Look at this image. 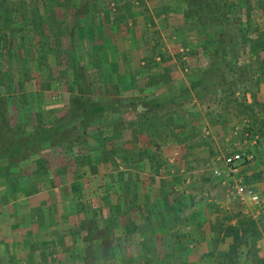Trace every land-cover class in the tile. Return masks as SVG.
Masks as SVG:
<instances>
[{"label":"crops","instance_id":"obj_1","mask_svg":"<svg viewBox=\"0 0 264 264\" xmlns=\"http://www.w3.org/2000/svg\"><path fill=\"white\" fill-rule=\"evenodd\" d=\"M97 3L100 6V12L107 9L104 6L105 0H90L89 6L93 15L98 13ZM151 5L149 10L154 19L153 25L149 22H140V12L124 22L128 25L127 28L124 26L120 28L121 23L114 19L109 22L110 20L96 18L99 21L95 22L92 33L94 28L98 30V39L90 42V46L92 44L96 47L101 46V48L103 46V49L108 53L107 58L101 54L99 63L102 64V61L111 63V70L102 69L104 71L101 76L102 84L105 79V82L116 85L117 90L125 94L126 97L123 96V99L128 103V108L136 100L135 112H130L133 122L127 123L124 131L131 135L134 130L140 133L137 134L134 142L127 144L123 142V136L117 131L114 134V139L108 142L105 148L100 149V152L88 150L95 145V142L88 136L86 139L88 142L85 145H76L81 147L80 151L75 146L78 151L74 155L68 153L58 163L53 161L46 163L43 154L34 155L29 161L15 159L12 165L5 161L0 163V264H81V258L76 253L81 252V255L85 252L89 242L87 244L84 241L79 242L76 238V229L71 224L77 223V221L80 224L85 216L87 218L90 216L87 213L77 212L78 204L81 203L79 193L83 189V183L81 182V187L79 185L78 174L82 173H86L92 178H98L91 181L90 187L92 188H95L97 182L104 185L109 181V177H117L115 183L108 182L106 188H102L103 190L96 197V201L93 200L92 203L88 201L91 209L101 207L102 219L113 223L105 225V229L95 227V231L89 233V236L100 238L105 234V238L113 240V247L110 248L109 245L104 246L105 244L92 240L91 246H89L91 252L98 253L100 256L106 254L109 249L111 253L124 254L127 252L126 258H124L125 262L118 261L120 264H141L138 262V259L143 257L140 254H144L143 259L146 264H249L247 261L238 263L233 260L236 259L234 250L238 246V251H241L242 243L234 245L235 243H232L234 239L231 235L226 236L223 228L213 232L212 229L215 225L212 223L218 219L213 208L225 207L228 213L242 212L244 216L254 220L263 217L264 211L250 204L247 205L248 207L243 206L234 196L230 197L232 201L227 198L229 202L220 201L219 195L217 198L211 196L206 200L202 199L200 204L194 202V193L189 189V173L183 163H178L179 150L171 137L166 140V142L170 141L166 143V146L172 148L171 152L167 153L159 163H153L154 166H151L146 155L140 156L141 146L143 147L144 143L150 139L148 134L154 129L139 128L138 122L148 119L154 121L162 116L158 114H169L170 111H175L181 103L176 94L178 93L176 88L184 83L185 77L176 84L173 80L174 83L170 85L166 84L167 79L159 78L164 75V66L178 65V62L170 61L165 55L171 54V49L174 47L177 50L189 48L192 58L198 57L193 52L197 49L199 38L193 26L191 27L184 20L182 2L170 0L166 6H172L171 10L154 1ZM2 35L5 36V34ZM155 42L159 44V53L155 51L153 55L149 53L144 55L143 52L145 53L148 46ZM143 56L149 60L144 62ZM185 58L186 55L183 53L179 60L182 59L185 65H189ZM254 69L251 66L246 68L244 64L242 71L247 73L249 80L260 77L261 84L256 91L250 84H247L249 82L241 88L229 87L234 94V100L242 96L250 106V110L253 109V106L264 109L263 75L260 70ZM132 71L133 73H131ZM231 75L237 76L236 73ZM182 86L185 87L186 84ZM241 89H244L242 94L238 92ZM193 90L195 89L193 88ZM218 91L222 93L224 90L219 89ZM196 93L194 92L193 97L203 104V100L198 99ZM127 97L128 99L125 100ZM107 100L106 98L104 102L103 99L102 105L108 111ZM28 106V102L22 104L18 102V105L14 106L17 119L23 120L22 110ZM39 106H41L40 102L38 105H34L36 110ZM197 106L200 110L201 106L199 104ZM26 110L28 111V108ZM105 114L107 118L108 115ZM112 115L115 117L114 120L121 118L119 113H112ZM249 116L252 115L249 114ZM105 121L112 123L111 119ZM118 121L116 120V122ZM246 122L241 130L234 132L235 135L232 138L223 134L222 138L228 141L226 142L227 147L216 153L210 172L212 183L217 188L218 186L222 187L225 193V191H232L230 185L238 179L264 195V184L262 186L253 185L249 182L246 169L252 167L255 163L254 159L251 163L240 166L238 172L230 176L224 173L222 175L214 173L216 168H225L227 172L225 164L217 159L220 155L247 148L253 152L255 158L260 144L264 145V142L262 143L264 124L261 122L257 131L252 130ZM99 123L97 121L90 126L94 125V128L95 124L97 127ZM222 125L218 126L219 130L223 127ZM26 128V130L29 129L28 124ZM202 129L208 133L207 126H202ZM253 131L259 134L255 142H251L253 136L256 135ZM246 132L251 134V138L248 140L245 138ZM236 136H239V143L233 142ZM93 139L95 140V138ZM137 140L141 141L140 144L136 142ZM5 147L7 145L0 147V151L1 148H4L3 151H7ZM16 147L19 151L25 148L22 145L20 148ZM174 159L178 162H175ZM60 163L62 172H59V167L56 168ZM120 164L123 169L119 168ZM50 180L53 181L52 186ZM75 182L77 186L74 185ZM72 185L75 188H72ZM62 191H65L66 194L63 195ZM204 201H207L206 205L202 203ZM224 203L226 206H223ZM228 203L236 204L235 208L229 207ZM17 205H20L21 211L17 210ZM189 209L192 210L189 211ZM62 210L64 212L67 210L63 214L65 217L62 216ZM236 220L237 218L233 219L231 224ZM210 224L212 225L210 226ZM98 233L99 235H97ZM79 234H82L81 231ZM231 243L233 249L230 253V260L226 259L222 263L219 258H228L224 255L229 251ZM62 246L64 250L60 251ZM255 246H257V253L263 256L264 236L257 241ZM60 252L64 253L63 257L59 254ZM106 260H108V256ZM93 262L94 264L99 263L97 256ZM100 264H102L101 261Z\"/></svg>","mask_w":264,"mask_h":264},{"label":"rangeland","instance_id":"obj_2","mask_svg":"<svg viewBox=\"0 0 264 264\" xmlns=\"http://www.w3.org/2000/svg\"><path fill=\"white\" fill-rule=\"evenodd\" d=\"M89 2L90 0H0V69L3 66V70H0V147L12 145L17 140V146L22 145L25 147L21 150L22 152L26 154L37 152L35 154L38 156L44 155L46 163L52 161L58 163L68 153H73L74 155V151L77 150L75 146L77 144L85 145L88 142L86 140L88 136L92 135L96 137L97 135L99 139L94 142L99 141L102 143L103 136L108 137V135L112 134L113 140L114 134L119 131V134L123 136V142L128 144L129 142H134L137 134L140 133L134 130L131 135L129 132L124 131L127 123L131 124L133 122L130 112H135L136 100L131 103L130 111L128 103L123 99L125 94L120 93L116 85H111L107 81L105 82V79L104 84H102L101 76L104 73L103 70H111V63H106L105 61L102 64L99 63L101 54L107 58L108 53L103 49V46L102 48L101 46H97V48L93 44L90 46V42L98 39V30L94 28L92 33V28L100 18H103L105 21L110 20L109 22H112L111 20L114 19L121 23L119 25L120 28H123V26L127 28L128 25L124 22H127L129 18L136 16L140 12L139 21L149 22L153 25L154 19L151 17L149 10V6H152L153 0H105L104 6L105 9L107 8L106 11L100 12V6L97 3L98 7L96 8L99 15L98 13L96 14L97 16L94 14L95 17L93 12H91ZM101 9L104 8L101 7ZM11 26L13 27L9 29ZM2 34H5V36ZM49 47L52 49H49ZM183 53L186 55L189 65H185L184 60H179ZM171 54L165 56L170 61L178 62V65H174L173 67H169V65L164 66V75L159 78L167 79L166 84L169 83L170 85L174 82L175 84L178 83V81H181L185 77L183 84H186V86L183 87L182 84L176 88L178 91L176 94L179 96L182 104L180 103L178 108L175 111H170L169 114H158L162 116L154 121L148 119L147 121L143 120L144 122H138L139 128L154 129L148 134L150 139L145 143L142 141L144 146L140 148V156L146 155L151 166L159 163L160 160H163L162 158H165L167 153L171 152L172 148L166 146V143L170 142H166V140L171 137L179 150L177 154L179 162L175 161V159L174 161L183 163L189 173L190 188H188L194 193V202H199L200 204V200H206L211 198V196H216L217 198L218 195L220 201H227V198L231 199L230 197H233V195L231 192L225 191L224 193L222 187L218 186L217 188L213 185L210 173L214 165L216 153L227 147L226 142L228 141H225L222 136L224 134L232 138L235 135L234 132L241 130L246 121L252 130L259 129V124L261 122L264 124V109L253 106V109L250 110V106L244 101L242 96L234 100V94L229 87L231 86L229 82L234 77L230 74L231 72L225 76L220 85L216 86L213 82H217L220 78L222 79L224 74H221V70H216L212 74L207 72V74L202 75L203 69L207 67L209 62L207 59L202 56L194 57L195 59L192 58L189 48L177 50V48L173 47ZM25 59H28L29 63L24 62L23 60ZM8 65L10 69L4 73V67H8ZM67 65H76V71L83 76L82 84L77 89H70L67 87V84H61L59 87L57 83H49V73L61 72ZM241 72L242 84L244 85L249 82L247 84H250L256 91L261 84L260 80H257V78L249 80L247 79V73ZM166 76L168 77L166 78ZM199 77L203 80L201 81L202 84H198L199 88L202 85L205 87L203 104L200 100H196L193 97L196 91L193 90L194 87L191 82L197 81ZM262 79L264 85V76ZM173 80L174 82H172ZM35 89L41 93V106L36 110L34 105L29 103V106L26 107L28 111L26 108L22 110L23 120L17 119L14 106L18 105V102L22 104L23 102L27 103L33 100L29 94L34 92ZM219 89H223L224 91L220 93ZM243 91L244 89L238 90L241 94ZM106 98L109 103L108 111L102 105L103 99L105 102ZM35 100H37V104L39 97L37 96ZM197 104L201 106L200 110ZM31 107L34 108L30 109ZM80 108L87 109V112L95 108L96 111L94 113L86 112L87 114L82 115L78 120L74 119V117L71 119L73 114L78 112ZM127 111L128 113H125ZM105 113L108 115L107 118L105 117ZM112 113H119L121 118L116 119L119 120L118 122L114 120L115 117ZM249 114L252 116H249ZM106 119H111L112 123L108 121L104 122ZM97 121L100 122L97 129L96 127L93 128L94 125L90 126V124H94ZM27 124L29 126L28 132H31L32 127L36 126L37 131L35 133L39 134L41 138L46 136L47 139L34 147H32L33 145L27 146L29 143V140L27 141L28 132H26ZM220 124H223V127L219 130L218 126ZM62 126L63 128H61ZM202 126H207L208 133L203 131ZM253 133L259 137L257 132L253 131ZM234 138L233 142H240L239 136ZM30 142L32 143L31 138ZM136 142L140 144L141 141L137 140ZM263 142L264 137L262 139ZM254 162L252 167L246 169L249 182L253 183V185L262 186L264 184L263 144H260L258 147ZM117 163L120 162L117 161ZM60 165L61 163L56 168L59 167V172H62ZM119 168L123 169V166L120 164ZM82 175L85 177H82ZM78 178H80V187L81 182L83 183V188L91 185V181L88 179H91L92 176L82 173L78 174ZM108 180L109 183H115L117 177H109ZM74 185L77 186L76 182ZM103 187L104 189L106 188V182L102 187L100 186V188ZM62 193L63 195L66 194L65 191H62ZM100 194L87 195V200L92 203V200L96 201V197ZM80 198L81 200H85V197L82 198L80 196ZM202 203L206 205L207 201ZM83 204L84 213L95 217L97 228L105 229V225L113 224L102 219L101 207L98 206L95 209H91L89 202ZM223 206H226L225 203ZM228 206L235 208L236 204L228 203ZM212 208L213 205L211 206ZM21 209L20 205H17V210L21 211ZM192 209H189V211ZM213 209L218 217L212 223L215 225L212 229L213 232H217L219 228H223L226 235V228L228 226L240 224L241 222V226L237 232V235L241 237L239 238V242H235L234 245L242 243L243 247L241 251H238L239 249L237 248L239 247L237 246L234 250L236 259L233 260L238 263L247 261L249 264H264V255L260 256L257 253V246H255L257 241L264 236V216L258 220H254L246 215L244 216L242 212L236 211L237 213L235 214H232L233 212L228 213L225 207H214ZM66 212L67 210L65 212L62 210L63 217H65L63 214ZM236 218V222L231 224V221ZM71 226L76 229L77 240L79 242L84 241L87 244L89 241L83 239L86 235L84 232H87V230L83 229L78 224V221L77 223L73 222ZM80 231L83 235L79 234ZM229 235L232 238L234 237L233 233ZM102 238H105V234ZM91 242L87 244L85 252L81 254L82 256L80 255L81 252L76 253L81 258V264H93L96 256L98 264H100V261L102 264H120L118 261H121V263L125 262L124 258H126L127 252L124 254L118 252L111 253L109 249L106 254L100 256L98 253L95 254L89 250ZM106 242L103 243V245L105 244L104 246L109 245L110 248L113 247V240L109 238ZM61 243L63 244L62 241ZM61 249L60 251L64 250L63 246ZM59 254L62 257L64 255L62 252ZM107 256L108 260H106ZM140 256L144 257V254H140ZM143 257L139 258L138 262L146 264ZM226 259L230 260V258H219L222 263Z\"/></svg>","mask_w":264,"mask_h":264},{"label":"trees","instance_id":"obj_3","mask_svg":"<svg viewBox=\"0 0 264 264\" xmlns=\"http://www.w3.org/2000/svg\"><path fill=\"white\" fill-rule=\"evenodd\" d=\"M156 4H160L161 6H166L170 0H153ZM176 1V0H174ZM183 4V17L186 23L193 26V29L196 30L197 37L199 38V43L196 46V51L193 52L194 55L202 56L207 59L208 65L202 71V75L210 73L212 74L216 70H221L222 79L213 83L218 86L221 84V81L225 78V76L231 72L230 74H235L237 76L232 77L229 83H231V87H244L241 80V72L244 68V64L246 68H255L254 70H260L262 75L264 76V0H179ZM168 10L173 9L172 6H166ZM108 14V13H107ZM108 17V16H107ZM106 17V18H107ZM108 19V18H107ZM159 44L155 42L152 45H149L143 54H151L156 51L158 52ZM49 49H52L49 47ZM144 57V56H143ZM143 59V58H142ZM149 59L145 56L143 61L147 62ZM242 60V61H241ZM24 62H28V59L23 60ZM32 61V60H30ZM104 63V61H102ZM48 67V66H47ZM76 65H67L65 69L61 72H50L48 78L51 83H57L59 87L61 84H67V87L70 89H77L78 86L82 84V77L76 71ZM96 68H98L96 66ZM52 71V69L49 67ZM1 71L3 70V66H1ZM9 70V65L4 69V73ZM35 71V70H32ZM68 71V72H67ZM57 74H59L57 76ZM9 76V75H8ZM257 80H260V77H256ZM256 78H253L255 80ZM252 79V78H251ZM56 81V82H55ZM202 78L199 77L197 81H192V86L196 90V95L198 99H204L205 87L202 85L199 88V85L202 84ZM259 82V81H255ZM199 84V85H198ZM200 89V90H199ZM217 92V88H216ZM30 98L33 100L29 101L33 105L36 104L35 99L37 96L39 97V101L41 103V93L37 92L36 89L34 92L30 93ZM37 102V105H38ZM103 108V107H102ZM95 108L90 109L88 112L94 113ZM87 109H81L78 112H75L71 119H80L82 115H86ZM2 113V111H1ZM77 115V117H76ZM70 117V116H69ZM76 117V118H75ZM8 127V125H7ZM96 127V124H95ZM31 128V127H30ZM63 128V126L61 127ZM98 126L96 127V129ZM11 129V128H10ZM12 132L11 130H9ZM33 131V133H32ZM32 131L28 132L29 143L27 146L32 147L40 144V142L45 141L47 137L41 138L39 134L35 133L37 131L36 126L32 127ZM39 132V131H38ZM35 133V134H34ZM112 134L108 135V137L102 138V143L99 141L95 142V145L88 149L90 151L100 152V149L105 148L108 142L112 140ZM92 141H95L98 138L89 136ZM30 138L32 143L30 142ZM95 138V140L93 139ZM106 138V139H104ZM101 139V138H100ZM17 140L14 141L12 145H7L5 147L7 151H3L4 148H1L0 151V163L7 162V164L12 165L15 159H23L31 160V157L36 155L37 152H32L26 154L22 151H19L16 147L18 145ZM79 141V140H78ZM105 141V142H104ZM16 142V143H15ZM24 143L26 141L23 140ZM53 144V143H51ZM78 147L79 151L81 147ZM20 148V145H19ZM85 149L88 147H84ZM77 149V148H76ZM78 149L76 151H78ZM74 151V153H76ZM41 168V167H39ZM82 177H85L82 175ZM101 178V177H100ZM97 180L98 178H89V181ZM109 181L106 182V184ZM50 184L52 186L53 181L50 180ZM102 184L97 182L95 188L84 187L81 191L80 196L85 197V200H81V203L78 204V213H84V204L88 202L87 195H95L97 193L102 192V188H100ZM72 188L75 186L72 185ZM93 201V200H92ZM80 226L87 230L86 235L84 236V240L91 242L92 240H96L98 243H104L108 240V238H100L96 236H89V233L95 231V227L97 226L96 219L93 215L88 218L85 216L84 219L81 220ZM241 226L240 224L230 225L226 228V236L230 233L234 234V242H239V237L237 235L238 229ZM99 235V233L97 234ZM106 237V236H105ZM225 238V237H224ZM104 239V240H103ZM227 239V238H226ZM230 244L229 251L224 255L231 257L233 244ZM100 255V254H99ZM94 261V260H93ZM94 264V263H93Z\"/></svg>","mask_w":264,"mask_h":264},{"label":"built area","instance_id":"obj_4","mask_svg":"<svg viewBox=\"0 0 264 264\" xmlns=\"http://www.w3.org/2000/svg\"><path fill=\"white\" fill-rule=\"evenodd\" d=\"M246 140L251 138V134L249 132L245 133ZM257 135L253 136L251 142H255ZM250 142V141H249ZM248 143V141H246ZM218 160L222 161L227 168V172L225 168H216L214 169V173L217 175H222L223 173L226 175H232L238 172L240 166L244 164L251 163L254 159V154L251 150L239 149L232 153H226L220 155ZM232 191L231 194L239 201L243 206L248 207L247 205H253L257 209L264 211V195L260 194L254 188L245 185L238 179L234 180V182L230 185Z\"/></svg>","mask_w":264,"mask_h":264}]
</instances>
